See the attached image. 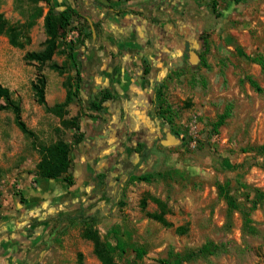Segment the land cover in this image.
Masks as SVG:
<instances>
[{
    "label": "rangeland",
    "instance_id": "374dc122",
    "mask_svg": "<svg viewBox=\"0 0 264 264\" xmlns=\"http://www.w3.org/2000/svg\"><path fill=\"white\" fill-rule=\"evenodd\" d=\"M146 1L91 0L98 11L128 3H142L146 9L150 4ZM150 1L154 5L160 2ZM188 1L194 6L193 14L204 23L202 45L196 55L185 56L170 68L158 88L156 109L167 123L170 139L154 149L156 161L144 172L151 181H125L113 203L97 208L98 222L92 230L113 244L110 231L119 226L130 233V239L124 240L145 251L138 259L128 246L125 252L113 255L116 264H160L169 251L195 249L206 242L225 245L227 251L185 264H264V204L251 209L250 203L256 189L264 192V150L260 148L264 146V73L240 55L264 57V0ZM31 9L32 5L24 2L22 10L4 18L10 26H20ZM35 24L27 42L18 38L24 42L21 48L0 36V85L19 102L21 119L34 132L33 138L25 136L11 111L0 112V169L10 167L5 174H12L24 161L35 162L37 147L61 136L53 133L60 120L38 104L32 83L39 77L45 79V88L60 81L74 82L73 62L63 55L66 50L61 49V42L39 73L35 62L25 60L26 53L44 50ZM70 26L90 30L81 17H72ZM13 48L20 55H12ZM247 77L257 82L261 93L250 86ZM24 172L30 170L16 173L21 176ZM226 181L240 203L228 226L227 207L216 187ZM242 210L249 211L257 234L242 233ZM160 213L172 227L149 217ZM66 222L37 264H77L78 254L82 264H102L93 254L92 241L82 237L84 228Z\"/></svg>",
    "mask_w": 264,
    "mask_h": 264
},
{
    "label": "crops",
    "instance_id": "0c3cea01",
    "mask_svg": "<svg viewBox=\"0 0 264 264\" xmlns=\"http://www.w3.org/2000/svg\"><path fill=\"white\" fill-rule=\"evenodd\" d=\"M149 1L146 9L142 3H128L98 11L91 0H50L57 11L79 7L89 29L88 19L96 24L95 37L91 33L88 38L81 26H69L59 37L63 55L73 57L74 82L60 81L46 87L44 94L48 107L62 104L79 78L78 98L64 107L61 118L79 115L76 125L59 123L53 128L54 135H61L54 141L70 145L73 184L62 177H35L39 156L33 163L16 165L12 174H5L9 166L0 169V264H37L66 221L95 215L99 206L113 203L124 182L149 171L156 161L154 149L169 141L167 123L156 109L158 88L170 68L196 55L204 23L188 0H160L155 5ZM17 4L1 0L0 13L10 18L19 10ZM37 6L42 15L35 26L45 41L48 6ZM11 54L20 55L14 48ZM106 93L110 98L101 110L88 108L90 101ZM19 170L30 173L20 176Z\"/></svg>",
    "mask_w": 264,
    "mask_h": 264
},
{
    "label": "trees",
    "instance_id": "16d2710c",
    "mask_svg": "<svg viewBox=\"0 0 264 264\" xmlns=\"http://www.w3.org/2000/svg\"><path fill=\"white\" fill-rule=\"evenodd\" d=\"M29 3L32 5L31 13L28 15L26 22L20 26H10L8 22L5 20L2 13H0V36L7 37L9 43L13 47H23L24 42L20 41V39H24L26 42L29 40L28 32L34 26L35 21L42 15V8L38 7L37 4L39 2H44L48 6L47 13L44 17V33L46 35V39L43 43L44 50L35 53L30 52L25 54V60L29 62H35L37 64L38 73L41 70V66L46 61H49L51 57L56 53L59 47V37L63 36L65 31L68 30L71 25L72 17H81L78 11L68 6L61 11H57L56 8L50 5V0H16V6L19 10H22L23 3ZM234 2H238V0H234ZM1 6V0H0ZM82 18V17H81ZM96 24L94 23V27ZM89 29V27L87 26ZM86 36L89 38L91 36V31H87ZM240 55L243 56L246 60L251 63L258 65L261 71L264 73V57L262 55H254L249 56L242 52ZM68 58L73 62V57L71 54L68 55ZM53 69L58 72H62L56 65H53ZM147 72V70H145ZM248 83L254 90L258 93L262 92V89L258 86L257 82L252 78L247 77ZM75 88L74 90L67 91L66 99L62 104L55 105L54 107H48L45 102V79L43 77H39L37 81L32 83V90L34 91L37 102L39 105H42L47 112L53 113L54 115L62 118L64 107L67 106L70 102L78 98L79 92V78L76 76L75 80ZM70 86V85H69ZM110 98V94H104L98 100L95 98L94 100L89 102L88 108L90 110L99 111L102 109V103ZM2 111H11L14 115V123L16 127L27 137L33 138L34 132L27 128L26 124L21 119V107L19 102L12 98L11 92L0 85V112ZM79 119V115L73 117L70 120H62L61 125L63 127L74 126ZM221 117L219 123L221 124ZM261 150H264V146L260 147ZM39 161L35 165V170L32 172L35 177L38 178H47V179H56L62 177L68 185L73 184V177L71 173H69L70 168V160H69V151L70 145L66 143L62 139H57L54 142L49 144H40L37 147ZM232 167V166H231ZM233 168V167H232ZM132 181L139 182H150L151 177L149 174H143L139 176H135L131 178ZM241 188H246V185L240 184ZM217 192L218 197L222 199L226 204V217L228 223H230L231 216L234 211L240 208V203L237 200V196L231 194L230 183L226 181L225 183L217 184ZM239 191V189L237 190ZM249 198L248 195L245 197ZM252 204L251 209H253L257 204H264V192L261 190H255V196L250 201ZM161 205L160 203H158ZM242 214V233L248 235L257 234L256 228L252 225V220L249 217V211H241ZM150 218L156 220L163 226L170 228L173 225L166 221L163 217V213L160 214H150ZM98 222V219L95 215L90 216H82L71 219L69 221V225L80 224L84 229L81 233L82 237L92 241L93 243V254L102 264H116L114 261V254L117 252H125L128 246H132V250L135 253V256L138 259H141L145 251L142 247H137L135 245H130L124 238L127 240L130 239V233L127 231H123L119 226L111 229V235L113 238V244L109 239L101 238L96 231H93L92 228ZM177 230V229H176ZM180 230V227L178 228ZM227 251V247L225 245H218L213 242H206L198 248L195 249H186L181 252L169 251L166 259L159 260L160 264H185L189 262L196 261L198 259H206L209 256H215L220 253H225ZM82 264V255L78 254V263Z\"/></svg>",
    "mask_w": 264,
    "mask_h": 264
},
{
    "label": "water",
    "instance_id": "95a60500",
    "mask_svg": "<svg viewBox=\"0 0 264 264\" xmlns=\"http://www.w3.org/2000/svg\"><path fill=\"white\" fill-rule=\"evenodd\" d=\"M88 21H89V25H90L92 36L95 37V28L93 26V23H92V21L90 19H88Z\"/></svg>",
    "mask_w": 264,
    "mask_h": 264
},
{
    "label": "flooded vegetation",
    "instance_id": "af4514ba",
    "mask_svg": "<svg viewBox=\"0 0 264 264\" xmlns=\"http://www.w3.org/2000/svg\"><path fill=\"white\" fill-rule=\"evenodd\" d=\"M199 40H200V46L202 45V39H201V36H199Z\"/></svg>",
    "mask_w": 264,
    "mask_h": 264
}]
</instances>
